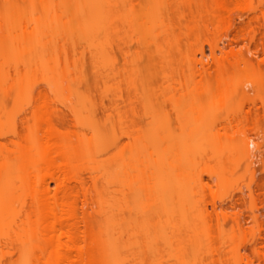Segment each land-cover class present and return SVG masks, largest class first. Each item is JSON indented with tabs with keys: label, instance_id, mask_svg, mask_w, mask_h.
<instances>
[{
	"label": "bare ground",
	"instance_id": "obj_1",
	"mask_svg": "<svg viewBox=\"0 0 264 264\" xmlns=\"http://www.w3.org/2000/svg\"><path fill=\"white\" fill-rule=\"evenodd\" d=\"M186 1L191 9L227 8L226 0ZM156 7L146 8L143 0H0V264H150L142 219L155 213L156 199L153 153L144 166L143 116L152 123L164 118L157 108L169 103L196 122L174 139L171 194L187 211L200 159L222 162L227 155L223 147L211 154L204 147L214 135L213 119L225 112L228 122L238 121L245 111L235 104L239 97L264 106L263 1L252 8L251 30L230 40L234 54L241 41L259 49V70L246 80L222 71L216 80L197 81L195 69L208 68L196 55L189 58L190 72L175 77L173 44L158 37ZM80 41L95 50L103 83L98 104L76 88L83 77L74 71L68 46ZM212 48L220 66L217 52H227L220 42ZM39 71L48 76L47 90L32 83ZM49 91L66 110L52 104ZM260 148L246 134L234 149L251 170L247 208L260 233L253 256L231 245L225 264H264V188L251 168ZM213 209L219 220L229 219L217 203ZM197 210L201 226L194 231L209 237L211 211L207 205ZM244 217L242 210L233 214L234 226L244 229Z\"/></svg>",
	"mask_w": 264,
	"mask_h": 264
},
{
	"label": "rangeland",
	"instance_id": "obj_2",
	"mask_svg": "<svg viewBox=\"0 0 264 264\" xmlns=\"http://www.w3.org/2000/svg\"><path fill=\"white\" fill-rule=\"evenodd\" d=\"M261 1L264 4V0H226L227 8L216 10L201 8L196 4L191 9L186 0H143V3L146 8H153L154 2L157 4L156 29L159 38L172 41L174 76L178 78L181 74H188L191 64L189 58L196 55L197 59L204 60L208 68L205 71L203 65H199L194 71L196 80L202 82L208 78L216 80L222 71L228 72L234 79L242 77L245 80L257 74V46L247 40L241 41L237 44L234 54L230 40L242 30H251L250 18L254 15L252 8L258 6ZM215 42H220L227 52H217V57L222 59L220 66L214 60L212 45ZM133 49L135 50V45ZM68 50L71 62L75 65L74 71L83 77V81L77 84L76 88L92 103H101L103 83L94 59V48L87 42L80 41L75 46L69 45ZM203 51L206 57H203ZM119 63L120 66L125 64L121 55ZM47 79L48 76L43 71H39L32 78L37 91L49 89ZM157 84L158 90L162 84L161 74ZM49 94L55 107L66 110L50 91ZM251 97H258V92H252ZM235 104H244L245 108L238 121L228 122L225 112L217 114V120L212 121L216 128L212 131L213 138L204 144L206 152L211 154L213 149L223 147L227 155L222 162L216 157H210L211 155L200 159L194 170V181L189 185L188 204L185 206L189 208L187 211L180 207L179 200L171 194L176 182L174 139L177 134L184 133L188 126H195L196 122L188 116L176 114L169 103L157 108L160 116L164 114V118L159 117L152 123L149 116H143L146 142L144 166L153 153L156 199L155 213L142 219L143 249L148 263L225 264L228 262L225 249L231 245L240 246L243 248V254L253 256L254 240L260 230L254 219L249 218L251 212L247 208L251 170L248 169V163L235 154L234 149L246 134L261 145L251 168L256 171L259 183L264 188V106L260 101L256 106L241 97L235 100ZM101 114L99 113V118ZM153 130L157 133L148 140L147 134ZM87 132L90 133V130ZM260 191L261 189L257 194ZM260 197L264 198L262 195ZM214 203L220 206V212L222 208L227 211L229 219L226 222L219 220L217 212L213 209ZM206 205L211 211L207 220L210 235L198 237L194 231V228L201 226L197 207ZM240 210L245 214L244 229H239L233 223L232 215ZM260 216L261 220H264V207ZM230 236L233 237L232 241L225 244V238Z\"/></svg>",
	"mask_w": 264,
	"mask_h": 264
}]
</instances>
